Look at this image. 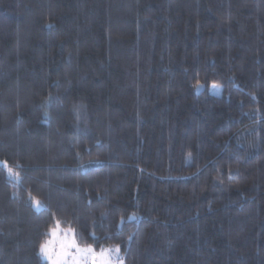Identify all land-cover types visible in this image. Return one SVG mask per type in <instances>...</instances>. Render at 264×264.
I'll return each mask as SVG.
<instances>
[{"label": "trees", "instance_id": "16d2710c", "mask_svg": "<svg viewBox=\"0 0 264 264\" xmlns=\"http://www.w3.org/2000/svg\"><path fill=\"white\" fill-rule=\"evenodd\" d=\"M57 228L264 264V0H0V264Z\"/></svg>", "mask_w": 264, "mask_h": 264}, {"label": "snow or ice", "instance_id": "6c2138e0", "mask_svg": "<svg viewBox=\"0 0 264 264\" xmlns=\"http://www.w3.org/2000/svg\"><path fill=\"white\" fill-rule=\"evenodd\" d=\"M11 171V169H9ZM37 210H39L42 205L37 202L36 204ZM53 236H56V230L52 231ZM53 241H46L39 245V255L43 258H46L50 261V264H68L66 258L72 255L70 249L75 248L77 252V256H73V264H83L82 260L79 258L80 256L87 259L91 257L93 264H112V261L107 258L106 253L108 251H114L116 253L119 252V247L117 246L111 250H102L100 253L101 259L97 261L96 255L93 252V248L88 246L86 248H81L78 246L75 238V231L72 228L67 229L64 237L59 240V248L58 251H53L52 245Z\"/></svg>", "mask_w": 264, "mask_h": 264}, {"label": "rangeland", "instance_id": "374dc122", "mask_svg": "<svg viewBox=\"0 0 264 264\" xmlns=\"http://www.w3.org/2000/svg\"><path fill=\"white\" fill-rule=\"evenodd\" d=\"M66 231L67 230L64 231V230H62L60 228H57L56 229V236H53V234L51 233V238H50L49 241H53L54 242L53 245H52V249H53L54 252L58 251L59 240H60V238L64 237ZM114 248H116V247L108 248V249H105V250H111V249H114ZM70 251H71L72 255L68 256L66 258V260H67L68 264H73V256H77L78 254H77L75 248L70 249ZM93 252L96 255L97 261H99L101 259V257H100L101 251L100 252H96V251L93 250ZM106 255H107V258L112 261V264H124V262H123V260L121 258V255H120V250H119L118 253H116L114 251H108L106 253ZM79 258L82 260L83 264H93V261H92L91 257H88L87 259H85L84 257L80 256ZM43 259L46 260L47 262H49V264H50L49 260H47L46 258H43Z\"/></svg>", "mask_w": 264, "mask_h": 264}, {"label": "water", "instance_id": "95a60500", "mask_svg": "<svg viewBox=\"0 0 264 264\" xmlns=\"http://www.w3.org/2000/svg\"><path fill=\"white\" fill-rule=\"evenodd\" d=\"M196 90H197V95H201L204 92L205 88L204 86L199 85L197 86Z\"/></svg>", "mask_w": 264, "mask_h": 264}]
</instances>
